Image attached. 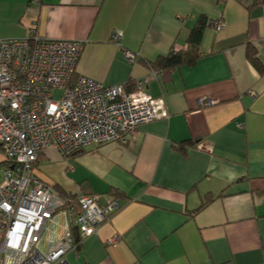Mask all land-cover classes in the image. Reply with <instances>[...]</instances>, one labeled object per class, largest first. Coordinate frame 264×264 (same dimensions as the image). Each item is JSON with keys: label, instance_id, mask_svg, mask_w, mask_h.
Here are the masks:
<instances>
[{"label": "crops", "instance_id": "obj_1", "mask_svg": "<svg viewBox=\"0 0 264 264\" xmlns=\"http://www.w3.org/2000/svg\"><path fill=\"white\" fill-rule=\"evenodd\" d=\"M200 15L208 24L195 63L157 67L160 56L190 51ZM33 26L43 39L83 43L77 74L129 90L146 77L169 110L126 142L39 156L38 178L61 195L121 204L68 264H264V72L246 57L250 44L264 64V0H0V39ZM201 97L216 101L201 106Z\"/></svg>", "mask_w": 264, "mask_h": 264}, {"label": "built area", "instance_id": "obj_2", "mask_svg": "<svg viewBox=\"0 0 264 264\" xmlns=\"http://www.w3.org/2000/svg\"><path fill=\"white\" fill-rule=\"evenodd\" d=\"M211 25L224 27L221 20ZM82 47L81 41L38 37L34 26L25 38L0 39V264H68L66 254L120 209L118 198L100 205L97 196H61L39 180L42 152L54 147L66 159L126 142L140 125L169 117L164 98L147 92L146 77L129 90L75 74ZM124 57L132 62L135 54L125 50ZM215 101L199 98L201 106Z\"/></svg>", "mask_w": 264, "mask_h": 264}, {"label": "trees", "instance_id": "obj_3", "mask_svg": "<svg viewBox=\"0 0 264 264\" xmlns=\"http://www.w3.org/2000/svg\"><path fill=\"white\" fill-rule=\"evenodd\" d=\"M207 24H208L207 17L205 15H200L195 25L190 29L189 35L187 37V42L190 46V51H176V52H170L165 56H160L156 59L157 67L174 68L184 64L191 65L195 63V61L199 57L198 52H199L202 33L203 30L206 28ZM246 57L257 71H259L260 73L264 72V64H262L261 61L259 60L257 56V51L254 46L250 44L247 45ZM211 198H212L211 196L207 195L206 198L201 203V206H204L206 203H208V201H210Z\"/></svg>", "mask_w": 264, "mask_h": 264}, {"label": "rangeland", "instance_id": "obj_4", "mask_svg": "<svg viewBox=\"0 0 264 264\" xmlns=\"http://www.w3.org/2000/svg\"><path fill=\"white\" fill-rule=\"evenodd\" d=\"M258 2H259V0H258ZM261 2H262V0H261ZM128 51H129V50H128ZM131 52H132V51H131ZM75 74H76V72H75ZM95 81H96V80H95ZM100 83H101V82H100ZM124 85L126 86V89H128V88H127V85H126V84H124ZM105 86H106V85H105ZM132 89H133V88H132ZM55 96H56V97H59L57 94H55ZM161 97H163V96H161ZM163 98H164V97H163ZM164 100H165V98H164ZM165 101H166V100H165ZM167 108H168V107H167ZM168 111H169V110H168ZM106 144H107V143H106ZM0 150H1V149H0ZM1 153H2V151H1ZM42 153H43V152H42ZM42 153H41V154H42ZM41 154H40V155H41ZM2 155H3V154H2ZM40 155H39V156H40ZM39 156H38V158H39ZM38 158H37V161H38ZM37 161H36V165H37ZM3 165H4V163L2 164V166H3ZM39 180H40V179H39ZM46 183H47V182H46ZM48 184H50V183H48ZM50 185H51V184H50ZM51 186H52V185H51ZM52 187H53V186H52ZM78 191H80V190H78ZM58 193H59V192H58ZM59 194H60V193H59ZM74 194H75V193H74ZM74 194H72L71 196H74ZM94 196H96V195H94ZM97 198H98V197H97ZM115 198H116V197H112V198H110L109 200H111V199H115ZM109 200H108V201H109ZM98 203H99V202H98ZM99 204H100V203H99ZM105 204H106V203H105ZM100 205H101V204H100ZM117 211H118V210H117ZM75 232H76V231H75ZM74 236H75V235H74ZM76 237H78L77 232H76Z\"/></svg>", "mask_w": 264, "mask_h": 264}]
</instances>
